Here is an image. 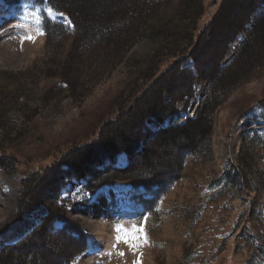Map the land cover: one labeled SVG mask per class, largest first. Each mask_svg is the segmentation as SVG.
Listing matches in <instances>:
<instances>
[{"label": "rangeland", "instance_id": "obj_1", "mask_svg": "<svg viewBox=\"0 0 264 264\" xmlns=\"http://www.w3.org/2000/svg\"><path fill=\"white\" fill-rule=\"evenodd\" d=\"M261 1L126 0L119 18L96 19L93 37L82 35L81 15L75 31L49 0L0 4V252L58 211L56 233L36 244L57 249L60 263L62 249L77 245L57 234L65 221L88 248L69 264H264V103L256 104L264 100V20L252 65L218 73L264 19ZM138 4L147 11L136 16ZM42 18L58 25L47 39ZM159 87L158 116L145 118L132 150L151 148L159 131L195 117L208 99L205 151H174L168 168L156 148L140 188L119 177L89 192L86 180H68L65 165L85 160L94 170L112 121H127ZM129 161L135 168L142 159ZM127 164L121 154L99 177ZM23 191L31 197L24 205H34L15 221ZM134 226L147 236L135 252L115 239L117 227L123 236Z\"/></svg>", "mask_w": 264, "mask_h": 264}, {"label": "trees", "instance_id": "obj_2", "mask_svg": "<svg viewBox=\"0 0 264 264\" xmlns=\"http://www.w3.org/2000/svg\"><path fill=\"white\" fill-rule=\"evenodd\" d=\"M22 1L23 0H0V4L11 5L20 3ZM60 1L61 0H49V5L57 11L64 12V14L69 17V20L72 23L75 31L78 29L76 15L77 17L78 15H81L83 17L81 18L82 35L85 34L87 36L93 37L94 34H97L96 28L99 25L96 19L102 20L103 22H101V24L105 25L107 24V21L105 20L107 17L109 18L110 16H113L114 19L119 18L118 15L122 12L126 0H63L65 5L67 7H73L76 13L67 9H62L58 4ZM261 2H264V0ZM136 9V16L147 11L146 8L142 6ZM176 18V23H186L185 19H181L178 16ZM263 20L264 19H261L255 24L254 28L252 29V33L247 37V42L243 44V47L236 58L229 65L221 67L218 73L223 72L230 75L234 72L242 71L243 68L252 65V47L254 45V41L256 39L258 40L262 35V27L259 26L260 24H263ZM109 21L112 23L111 19L108 20V23ZM57 26V24L51 22L47 18L43 19L42 29L45 33L46 39L52 33V28L57 29ZM164 40H166V38ZM223 77L228 78V76ZM232 83L235 84L236 80H233ZM162 91L160 87L158 89L151 90L148 96L149 98L136 105L137 109L135 108V110L139 114H137V112L132 114L128 113L127 115L129 117L125 122L119 120L112 121V128L108 132L109 135H107L105 140L102 142V146L99 147L98 151L97 148H95L96 153L92 155L94 160H98H95L96 163H94V170L88 169L87 161L78 160L77 163H74L71 166L65 165L63 171L67 174H71L67 179H86V188L89 192H94L103 184L112 185L116 182H121L118 181L119 179L127 181L134 186L145 185L148 181L147 179H144L145 172L151 169V164H153L152 161L156 160L157 158V152L154 151L156 148L163 149L162 155L165 154L169 157V162L165 163L168 168H172L175 165L174 151H189L190 154H199L204 152V148L209 146L208 141L211 137V119L209 117L210 101H207L208 99L205 100L201 105L194 118H188L181 125L168 127L159 131L155 135L156 139L158 140L151 148L146 150L137 147L136 150H132L134 148L132 146L133 140L138 139V137H142V134H139L140 130L138 129L141 127L142 123L145 124V118H147V116L149 117L150 115L158 116V112H156L158 111L157 98L161 99ZM262 103H264V100L256 102V104ZM174 106L175 105L172 104L170 106L171 108L168 107L169 109L165 113L172 114L171 112L174 110ZM159 120L163 121V118L160 117ZM129 121H131L130 125ZM122 153L128 156L127 166L123 169H113L111 170L112 175H102L104 177L100 178L99 174H105V168L107 167L103 168L102 170L99 168L102 167V165L106 162L113 163L115 159ZM130 155L132 158L139 156V158L142 159V161L137 165L138 167L133 168L134 166L132 164H134V162L130 163ZM175 162H177V160ZM66 166L71 167V171ZM105 176L110 177V179ZM105 178L107 180L100 183ZM155 183L158 184V182ZM22 196L23 198L21 199L25 198V201L20 200L17 212L18 214L15 218V221H20L23 215L34 205L31 203L24 205V202H29V199L31 198L29 193L23 191ZM58 217V211L49 213L42 219L41 223L35 227L24 239L14 245L4 247L0 252V264H27L29 259H31V264H39L40 261L44 264H69L76 256L82 254L86 250L87 246L83 231L80 229L81 233L78 235L76 232H71L70 230H72L73 227L77 228V225H74V223L70 224L69 222L65 221L62 222L63 226L57 231V234L62 232L64 237L70 241L69 243H76L77 245H72L70 249L67 247H65L66 249L62 247V251L66 250L68 254V258L63 260V262H59L58 254H56L59 251L57 249L51 248L47 242H43L41 245L36 244L38 239H40L44 233L48 236H50L51 233H56L54 230V225H56ZM12 221H14V219ZM74 234L75 236H72ZM47 247H50L53 252L55 250H57V252L50 254Z\"/></svg>", "mask_w": 264, "mask_h": 264}, {"label": "snow or ice", "instance_id": "obj_3", "mask_svg": "<svg viewBox=\"0 0 264 264\" xmlns=\"http://www.w3.org/2000/svg\"><path fill=\"white\" fill-rule=\"evenodd\" d=\"M63 15V13H61ZM41 35L44 33L41 32ZM25 39L34 42L33 36H26ZM122 229L120 227L116 228L117 235L115 237L117 243H123L126 244L131 250L134 252L141 247L142 243H147V236L144 234L143 228H136L135 226L132 228L130 233H126L125 235L121 236L119 233H121ZM116 244H113L112 247H116ZM121 256L124 255L123 252L120 253ZM142 256L143 253H140ZM133 264H141V261L139 258L133 262Z\"/></svg>", "mask_w": 264, "mask_h": 264}]
</instances>
